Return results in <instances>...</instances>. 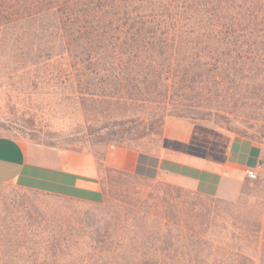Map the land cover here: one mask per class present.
Wrapping results in <instances>:
<instances>
[{"label": "trees", "instance_id": "1", "mask_svg": "<svg viewBox=\"0 0 264 264\" xmlns=\"http://www.w3.org/2000/svg\"><path fill=\"white\" fill-rule=\"evenodd\" d=\"M7 24L39 30L57 48L56 77L71 83L80 104L97 102L103 117L141 134L158 133L169 116L204 120L264 96V0H0V28ZM120 132L127 131L99 138ZM98 166L104 201L87 203L113 199L106 228L82 248L52 236L50 246L11 257L22 264H203L199 257L121 252L123 217L142 200L127 179L142 176L104 159ZM177 191L159 200L181 199ZM67 244L82 254L65 255L60 247Z\"/></svg>", "mask_w": 264, "mask_h": 264}, {"label": "rangeland", "instance_id": "2", "mask_svg": "<svg viewBox=\"0 0 264 264\" xmlns=\"http://www.w3.org/2000/svg\"><path fill=\"white\" fill-rule=\"evenodd\" d=\"M57 54L56 46L46 45L33 27L0 28V135L18 140L32 157L48 163L69 152L93 155L98 162L114 146L148 154L160 150L165 124L158 133L141 134L129 130L131 124L103 117L98 111L104 106L97 107V102L81 105L71 83L56 77ZM169 118H183L215 134L232 133L264 145V96L239 102L230 114L204 120ZM119 130L127 132L99 138ZM262 176L248 181L245 194L235 202L197 197L163 180L128 178L142 200L132 209H123V213L133 211L123 217L127 221L119 233L124 244L120 251L199 257L203 264H264ZM174 189L182 190H178L181 199L169 204L159 200ZM150 192L154 199L148 198ZM111 200L98 206L0 184V264H22L10 256L15 250L22 253L24 247L35 245L43 249L50 246L52 236L82 248L88 235L106 228L105 221L115 211ZM60 249L65 255L82 254L70 245Z\"/></svg>", "mask_w": 264, "mask_h": 264}, {"label": "crops", "instance_id": "3", "mask_svg": "<svg viewBox=\"0 0 264 264\" xmlns=\"http://www.w3.org/2000/svg\"><path fill=\"white\" fill-rule=\"evenodd\" d=\"M261 160L264 145L249 137L215 134L186 119L169 118L157 153L114 146L106 152L104 162L110 168L163 180L204 197L235 202L245 194L247 170ZM0 184H17L89 203L104 201L93 155L69 152L48 163L32 157L18 140L4 135H0Z\"/></svg>", "mask_w": 264, "mask_h": 264}, {"label": "built area", "instance_id": "4", "mask_svg": "<svg viewBox=\"0 0 264 264\" xmlns=\"http://www.w3.org/2000/svg\"><path fill=\"white\" fill-rule=\"evenodd\" d=\"M264 173V160H261L256 167L250 168L246 172V178L249 182L257 181Z\"/></svg>", "mask_w": 264, "mask_h": 264}]
</instances>
